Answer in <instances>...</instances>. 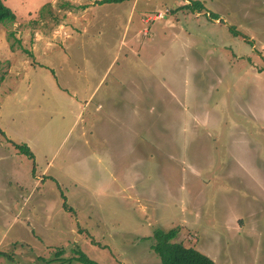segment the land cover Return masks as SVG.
Instances as JSON below:
<instances>
[{"label": "rangeland", "instance_id": "rangeland-1", "mask_svg": "<svg viewBox=\"0 0 264 264\" xmlns=\"http://www.w3.org/2000/svg\"><path fill=\"white\" fill-rule=\"evenodd\" d=\"M96 1L5 2L0 264H264V0Z\"/></svg>", "mask_w": 264, "mask_h": 264}, {"label": "trees", "instance_id": "trees-1", "mask_svg": "<svg viewBox=\"0 0 264 264\" xmlns=\"http://www.w3.org/2000/svg\"><path fill=\"white\" fill-rule=\"evenodd\" d=\"M122 0H97V3L103 2H119ZM46 2L45 5H48ZM182 6L196 8L200 6L198 1L188 2ZM43 5L40 7L42 8ZM15 15L13 11L0 0V21H12ZM15 147L25 153L28 157H32L31 151L25 144L14 143ZM63 204H65L63 202ZM178 228L176 226L170 227L166 230L156 228L153 230L151 238L152 242L150 247L159 258L161 264H216L209 256L200 252L191 245H184L180 241L174 240ZM76 259L84 264H99L97 261L89 258L83 252L78 251Z\"/></svg>", "mask_w": 264, "mask_h": 264}, {"label": "built area", "instance_id": "built-area-1", "mask_svg": "<svg viewBox=\"0 0 264 264\" xmlns=\"http://www.w3.org/2000/svg\"><path fill=\"white\" fill-rule=\"evenodd\" d=\"M160 15H161V13L158 11V14L156 16H160Z\"/></svg>", "mask_w": 264, "mask_h": 264}, {"label": "crops", "instance_id": "crops-1", "mask_svg": "<svg viewBox=\"0 0 264 264\" xmlns=\"http://www.w3.org/2000/svg\"><path fill=\"white\" fill-rule=\"evenodd\" d=\"M3 2L5 3L6 2V0H3ZM6 4V3H5ZM7 5V4H6ZM14 13V12H13ZM15 15V14H14ZM15 18V17H14Z\"/></svg>", "mask_w": 264, "mask_h": 264}]
</instances>
